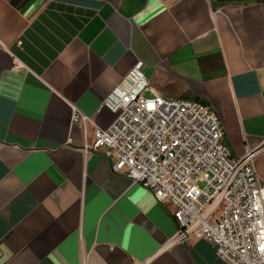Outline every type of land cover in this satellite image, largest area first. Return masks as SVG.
I'll return each mask as SVG.
<instances>
[{"label":"crops","instance_id":"obj_1","mask_svg":"<svg viewBox=\"0 0 264 264\" xmlns=\"http://www.w3.org/2000/svg\"><path fill=\"white\" fill-rule=\"evenodd\" d=\"M136 65L216 112L264 184V0H0V264H226L173 243L170 206L84 150Z\"/></svg>","mask_w":264,"mask_h":264},{"label":"built area","instance_id":"obj_2","mask_svg":"<svg viewBox=\"0 0 264 264\" xmlns=\"http://www.w3.org/2000/svg\"><path fill=\"white\" fill-rule=\"evenodd\" d=\"M102 104L116 118L95 129L84 150L101 152L112 172L123 171L170 206L173 243L203 239L226 264H264V184L255 152L232 157L216 112L191 98L165 97L140 65ZM86 119L75 112L72 122Z\"/></svg>","mask_w":264,"mask_h":264}]
</instances>
